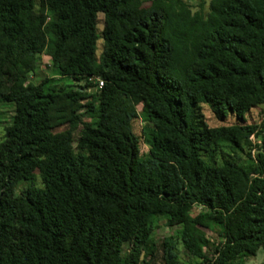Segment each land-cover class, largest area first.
I'll return each mask as SVG.
<instances>
[{"label":"trees","instance_id":"trees-1","mask_svg":"<svg viewBox=\"0 0 264 264\" xmlns=\"http://www.w3.org/2000/svg\"><path fill=\"white\" fill-rule=\"evenodd\" d=\"M206 4L0 0V264H152L160 216L178 227L164 264L179 244L196 264L264 249V118L246 123L264 110V0ZM43 54L56 72L32 81ZM203 104L241 122L209 126Z\"/></svg>","mask_w":264,"mask_h":264},{"label":"rangeland","instance_id":"rangeland-1","mask_svg":"<svg viewBox=\"0 0 264 264\" xmlns=\"http://www.w3.org/2000/svg\"><path fill=\"white\" fill-rule=\"evenodd\" d=\"M186 1L189 2V4L194 9H197V4H198L199 0H186ZM206 1H207L206 9H208V4H209L210 0H206ZM102 27H103L102 22H99L98 23V32L99 33H101ZM101 50H102V40L100 38L98 41L97 53L99 54L101 52ZM55 72H56L55 68L51 63L50 58L47 55L43 54V55H40L39 59H38L37 73H31L30 74V80L39 81L42 78H44L45 76H53L55 74ZM64 82L72 83V80L69 78H66V79H64ZM138 108H139V111L141 112V106H139ZM200 110L204 116L206 123L209 126L230 125V124L241 122L239 120V118L233 114H230L226 118H219L215 114V112L213 111L212 107L208 104L201 105ZM10 115H11V112L9 111L7 113V116H10ZM263 118H264V110L261 108H253L246 115V123L260 122ZM133 125H134L135 133L140 137L141 154L145 155L148 153L149 149L143 140V130L147 127V123H146L145 119L143 118L142 114L139 118H137L134 121ZM204 157L210 162H215V163L220 164L224 158V154L222 152H218V151H210L208 153H205ZM229 157L234 158L237 161H240L242 163H246L249 161V158L245 153L241 154L239 158H237L233 154L229 153ZM261 158L264 160V154L261 155ZM35 183L38 186L43 185L38 171L36 172ZM27 185H28L27 181L22 182L18 187V191ZM205 213H206L205 209L201 206H196L192 211L193 216H198L200 214H205ZM155 226L156 227H155V230L153 232L151 241L148 244V247H151L153 244L157 245V252H156L155 260L152 264H164L163 260H162V242H163L165 237H167L169 235H176L178 227H173V228L168 227L166 225L165 217H162V216L156 218ZM207 233L213 240L217 241L216 240L217 239L216 232H211V231L207 230ZM179 248H180L179 258H180V261L182 264H196V261H197L196 258L188 256L184 252V250L180 244H179ZM206 253L212 254L213 248L212 247L209 248L206 251ZM246 264H264V249L259 250L257 256L255 258L247 261Z\"/></svg>","mask_w":264,"mask_h":264},{"label":"built area","instance_id":"built-area-1","mask_svg":"<svg viewBox=\"0 0 264 264\" xmlns=\"http://www.w3.org/2000/svg\"><path fill=\"white\" fill-rule=\"evenodd\" d=\"M103 85V81L99 79V88Z\"/></svg>","mask_w":264,"mask_h":264}]
</instances>
